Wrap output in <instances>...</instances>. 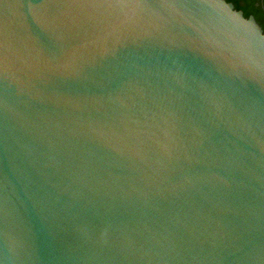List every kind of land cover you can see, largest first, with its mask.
<instances>
[{"label":"water","instance_id":"obj_1","mask_svg":"<svg viewBox=\"0 0 264 264\" xmlns=\"http://www.w3.org/2000/svg\"><path fill=\"white\" fill-rule=\"evenodd\" d=\"M0 264H264L255 16L0 0Z\"/></svg>","mask_w":264,"mask_h":264},{"label":"trees","instance_id":"obj_2","mask_svg":"<svg viewBox=\"0 0 264 264\" xmlns=\"http://www.w3.org/2000/svg\"><path fill=\"white\" fill-rule=\"evenodd\" d=\"M235 4L237 9L243 10L245 16L254 15L264 29V0H228Z\"/></svg>","mask_w":264,"mask_h":264}]
</instances>
